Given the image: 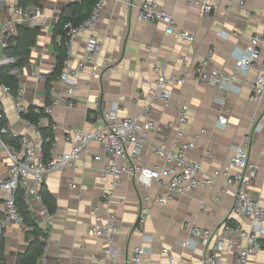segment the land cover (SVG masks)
Segmentation results:
<instances>
[{
	"label": "crops",
	"instance_id": "1",
	"mask_svg": "<svg viewBox=\"0 0 264 264\" xmlns=\"http://www.w3.org/2000/svg\"><path fill=\"white\" fill-rule=\"evenodd\" d=\"M76 0H41L39 8L28 7L24 15L17 17L7 10L9 5H18V0H0V28L8 37L16 27L25 25L39 27L40 33L32 48L29 64L12 70L11 75L27 86L26 106L43 107L46 103L45 85L48 74L54 67V49L51 42L52 29L63 9ZM161 8L173 16L176 30L194 36L191 44L178 42L165 32L161 23L145 24L138 20V0H104L93 30L82 31L70 45L73 56H80L89 36H95L102 45V57H109L112 68L100 76H91L90 69L80 75V86L75 94L76 106L55 109L53 130V153L61 154L70 148L65 130L90 129L88 112L108 108L113 103L120 106V117L142 116L148 104L149 86L155 80V67L166 77L187 76L182 86H174L167 105L155 102L151 118L157 126L150 133L139 161L144 166H161L163 157L156 155L158 148L170 150L174 144L194 143L195 149L188 152L192 162L201 164V175H210L228 165L233 148L252 132L255 123L260 130L252 133L250 158L257 165V176L251 188L252 196L264 209V95L258 102L250 100L251 85L264 74V47L260 58L248 71L238 73L232 87L226 92L224 102L216 87L197 83L191 71L212 52L213 60L205 71L233 75L235 61L245 52L250 38L264 33V0H207L213 8L210 14L200 6L188 4V0H157ZM39 12L41 16H36ZM9 39V38H8ZM0 46V66L13 62L3 55ZM57 91L62 87L52 83ZM11 94L0 88V105L7 125L18 135L25 133L22 122L15 117ZM189 107L188 123L184 136L176 142L173 128L177 125L181 106ZM226 116V124L217 122ZM142 118V117H140ZM143 119V118H142ZM140 119L141 121H143ZM204 130L205 133L200 134ZM96 156H104L98 144H91L88 153L72 168L51 172L44 182L45 188L55 203L53 221L48 225L42 208L32 198L28 209L38 227L47 230L46 240L50 247L45 261L40 264H108L112 257L124 258L136 246L147 251V264H168L162 250L168 249L177 264H203L204 250L201 246L182 247L191 240L184 228L186 222L222 234L224 224L251 230L250 221L232 213L233 191L199 187L180 197H173L164 206L153 200L160 193L157 185L147 193L151 203L144 204L147 219L142 232L135 227L141 209L140 198L146 193L137 189L131 178L121 176L114 187L111 210L117 216L120 233L112 246V255L105 256L102 237L91 234L97 222L93 209L101 195L113 187L114 178L103 175ZM10 163L0 154V176H7ZM222 181V180H221ZM4 219V201L0 196V220ZM28 229L11 223L0 226V237L5 242L6 264H15L17 255L23 252L29 240ZM147 239V240H146ZM263 249L248 258L247 264H264ZM234 250L227 247L221 264H234ZM100 260L102 262H100ZM39 264V263H38Z\"/></svg>",
	"mask_w": 264,
	"mask_h": 264
},
{
	"label": "built area",
	"instance_id": "2",
	"mask_svg": "<svg viewBox=\"0 0 264 264\" xmlns=\"http://www.w3.org/2000/svg\"><path fill=\"white\" fill-rule=\"evenodd\" d=\"M188 4L200 6L204 13L210 14L213 8L207 0H188ZM104 6V0H99L94 6L89 18L77 27L66 24L67 29V55L64 61V69L56 83L62 87L57 91L51 85L48 90L49 104L43 107H34V112L39 113V108L44 111L38 124H33L22 117L27 113L26 106L27 86L19 82L17 95L13 98L15 117L22 122L25 133L18 135L7 125L2 124L4 113L0 105V154L2 153L10 163L7 176H0V196L4 201V219L0 220V226L11 223L24 227L23 219L16 205V194L23 191V201L29 204L30 198L42 208L44 218L48 225L52 224L53 215L50 214L42 203L40 189L51 172L64 171L75 166L89 150L91 144H98L103 150L104 156H96L94 162L99 165L103 175L114 178L113 187L101 195L93 212L97 222L91 228V234L102 237L104 243V255H112V246L116 236L120 233L118 219L111 210L114 187L118 184L121 176L131 178L137 189L145 192L140 198L141 209L135 227L136 231L142 232L147 219V212L143 205L151 203L147 194L154 185L160 189V193L153 200L159 206H164L173 197L184 196L199 187L217 189L221 186L222 191L232 187L233 206L232 213L239 217H245L250 221L251 230L245 231L238 226L224 224L222 234L213 229L201 228L192 222H186L184 228L191 235V240L181 243L182 247L201 246L204 250L203 264H221L222 256L227 247L234 250V264H247L248 258L263 249L262 237H264V209L252 196L251 188L257 176V165L250 158L249 149L252 143V133L261 128L259 123L252 126L243 141L233 148V155L228 165L215 170L210 175H201V164L192 162L187 154L195 149L194 143H180L170 150L158 148L155 153L163 157L161 166H144L139 161L150 133L157 126L151 118V107L155 102L167 105L172 95L174 86H182L187 81V76L166 77L159 67L154 68L157 75L149 86V98L142 116H130L121 118L118 103L111 104L108 108L99 109L96 113L88 114L90 129L65 130L66 142L70 144L69 150L61 154H54V142L51 145L49 156L46 157L39 127L46 126L55 129V109L63 106L73 109L76 106L75 94L80 86V75L86 69H90L91 76H100L108 72L113 65L109 57H102V45L95 36H89L85 43L84 52L80 56H73L70 45L84 30H93L99 17V12ZM7 10L17 17L24 15V9L19 5H9ZM138 20L145 24L161 23L165 26V32L172 35L176 41L191 44L194 36L183 30L175 29L173 16L161 8L157 0H138ZM36 16H41L39 12ZM8 33L0 28V46L2 49L8 47ZM264 47V33L250 38V43L245 52L241 53L235 61V73L233 75L208 74L206 65L213 60L210 52L207 58L199 63L191 71V77L197 83H207L216 87L224 102L226 92L238 73L248 71L260 58V48ZM264 67V65H263ZM15 75V72H14ZM0 88L10 94L9 87L0 84ZM264 95V74L259 75L251 85L250 100L258 102ZM189 107L181 106L178 113L177 125H167L164 128H173L176 134L175 141L178 142L185 133L188 123ZM142 117V118H140ZM142 119L143 121H141ZM220 126L226 124V116L222 115L217 120ZM205 133L204 130L200 134ZM12 138L19 137V143L4 141L3 136ZM222 180V181H221ZM46 234L47 230H43ZM43 253L38 263L45 261L46 253L50 247L46 239ZM147 240V239H146ZM163 254L168 259V264H177L172 253L164 248ZM148 251L142 246L133 247L129 255L124 258L112 257L108 264H147L146 255ZM100 262H102L100 260ZM37 263V264H38Z\"/></svg>",
	"mask_w": 264,
	"mask_h": 264
},
{
	"label": "trees",
	"instance_id": "3",
	"mask_svg": "<svg viewBox=\"0 0 264 264\" xmlns=\"http://www.w3.org/2000/svg\"><path fill=\"white\" fill-rule=\"evenodd\" d=\"M99 0H76L67 5L52 29V45L54 51V67L46 78L45 93L46 103L49 104L48 90L52 83L56 82L61 72L64 69V61L67 55V29L66 24H71L72 27H77L86 21L94 6ZM41 0H18V5L23 9L28 7L39 8ZM40 33L39 27L29 28L25 25L16 27V32L8 39V47L3 50V55L7 58L13 59V62L5 66H0V84H3L10 89V94L14 98L17 95L19 87V80L14 75H11L12 70L21 69L29 64L32 48L35 46L37 38ZM90 114V112H88ZM44 116V111L39 108V113L34 112V107H29L27 113L22 117L29 120L33 124H38L41 117ZM6 119L3 118L2 124L5 125ZM42 139L44 141L43 148L46 157L49 156L51 145L53 143V131L46 126L39 127ZM4 141L18 144L20 138H12L9 135L3 136ZM23 191L19 190L16 194V205L18 212L23 219L24 227L28 229L27 239L29 240L26 249L17 255L15 264H37L41 257L44 248V242L40 240L46 239V235L42 229L38 227L32 218L28 206L23 201ZM40 196L42 203L50 214H54L55 203L50 193L43 184L40 189ZM231 225V224H230ZM0 264H6L5 260V242L0 237Z\"/></svg>",
	"mask_w": 264,
	"mask_h": 264
},
{
	"label": "rangeland",
	"instance_id": "4",
	"mask_svg": "<svg viewBox=\"0 0 264 264\" xmlns=\"http://www.w3.org/2000/svg\"><path fill=\"white\" fill-rule=\"evenodd\" d=\"M2 58V55H0V59Z\"/></svg>",
	"mask_w": 264,
	"mask_h": 264
}]
</instances>
